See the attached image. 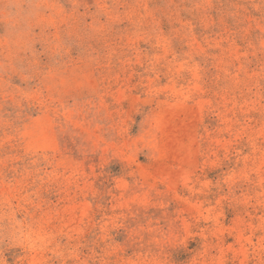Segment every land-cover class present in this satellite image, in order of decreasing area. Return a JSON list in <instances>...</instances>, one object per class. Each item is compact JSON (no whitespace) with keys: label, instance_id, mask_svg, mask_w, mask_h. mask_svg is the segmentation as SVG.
Segmentation results:
<instances>
[{"label":"rangeland","instance_id":"374dc122","mask_svg":"<svg viewBox=\"0 0 264 264\" xmlns=\"http://www.w3.org/2000/svg\"><path fill=\"white\" fill-rule=\"evenodd\" d=\"M0 264H264V0H0Z\"/></svg>","mask_w":264,"mask_h":264}]
</instances>
